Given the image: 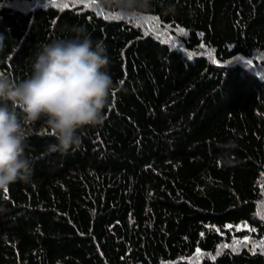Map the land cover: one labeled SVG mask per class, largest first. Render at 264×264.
Instances as JSON below:
<instances>
[{
	"label": "trees",
	"instance_id": "trees-1",
	"mask_svg": "<svg viewBox=\"0 0 264 264\" xmlns=\"http://www.w3.org/2000/svg\"><path fill=\"white\" fill-rule=\"evenodd\" d=\"M97 4L0 0V73L28 78L42 44L83 27L115 84L75 150L29 126L31 181L0 190V264H264V0Z\"/></svg>",
	"mask_w": 264,
	"mask_h": 264
},
{
	"label": "clouds",
	"instance_id": "clouds-1",
	"mask_svg": "<svg viewBox=\"0 0 264 264\" xmlns=\"http://www.w3.org/2000/svg\"><path fill=\"white\" fill-rule=\"evenodd\" d=\"M97 6L139 18L150 12L151 0H98ZM72 31L71 38L39 47L28 78L0 73V190L31 181L34 157L24 148L29 126L43 119L55 140L47 151L67 153L79 147L80 130L104 123L115 87L109 57L85 28Z\"/></svg>",
	"mask_w": 264,
	"mask_h": 264
},
{
	"label": "snow or ice",
	"instance_id": "snow-or-ice-1",
	"mask_svg": "<svg viewBox=\"0 0 264 264\" xmlns=\"http://www.w3.org/2000/svg\"><path fill=\"white\" fill-rule=\"evenodd\" d=\"M5 193H7V189H4ZM243 243H247V240L243 241ZM260 247L264 248V240L260 241L259 244ZM225 247H227V245H225ZM236 245H233V249L235 250ZM199 254V253H198Z\"/></svg>",
	"mask_w": 264,
	"mask_h": 264
},
{
	"label": "rangeland",
	"instance_id": "rangeland-1",
	"mask_svg": "<svg viewBox=\"0 0 264 264\" xmlns=\"http://www.w3.org/2000/svg\"><path fill=\"white\" fill-rule=\"evenodd\" d=\"M236 228H237V229H242V228H244V226H242V225H238V226H236Z\"/></svg>",
	"mask_w": 264,
	"mask_h": 264
}]
</instances>
